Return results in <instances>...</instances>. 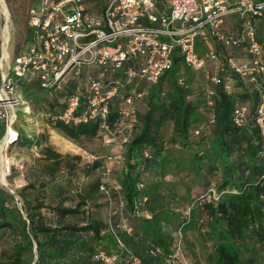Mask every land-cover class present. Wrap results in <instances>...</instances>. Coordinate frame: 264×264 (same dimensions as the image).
Returning <instances> with one entry per match:
<instances>
[{"label":"trees","instance_id":"16d2710c","mask_svg":"<svg viewBox=\"0 0 264 264\" xmlns=\"http://www.w3.org/2000/svg\"><path fill=\"white\" fill-rule=\"evenodd\" d=\"M257 26L264 44V18ZM213 48L219 72L210 73L218 84L189 69L179 55L156 84H141L145 96L137 105L117 179V165L109 161L116 153L105 146L98 121L74 128L45 120L81 148L98 143L105 153L93 155L90 163L61 155L45 136L29 139L13 125L17 136L12 145L41 148V158L27 171L29 182L19 192L0 187V264H97L100 252L118 255L119 264H125L118 241L145 264H169L179 230L190 253L186 257L197 263L204 257L207 264H264V139L255 121L258 94L229 68L230 60L246 59L244 51L215 41ZM83 78L69 81L59 93L27 81L17 90L34 115L59 114L71 95L85 103ZM124 107L119 102L111 106L113 126ZM238 107L248 108L246 128L233 121ZM5 135L0 121V143ZM108 170L109 196L101 191ZM182 183L188 186L185 196L176 187ZM213 187L218 199L202 201ZM180 200L188 202L189 219L173 210ZM153 249H159L156 256Z\"/></svg>","mask_w":264,"mask_h":264},{"label":"built area","instance_id":"2783aa9c","mask_svg":"<svg viewBox=\"0 0 264 264\" xmlns=\"http://www.w3.org/2000/svg\"><path fill=\"white\" fill-rule=\"evenodd\" d=\"M237 16L232 31L220 26L223 19ZM263 18L264 0H42L38 9L29 12L28 52L10 59L9 42L5 49L1 31L0 121L5 122L6 138L10 135L14 140L17 136L9 109L22 104L17 90L20 82H36L44 91L59 93L68 83L84 77V104L81 97L71 95L63 112H47L40 117L74 128L98 121L105 146L116 153L109 161L122 164L137 121V105L145 96L141 84H156L173 67L176 55L189 69L203 72L208 82L218 84L208 69L217 62L215 41L244 51L246 59L230 60L229 68L258 94L255 121L264 139V44L258 40L257 26ZM3 22L6 26L4 16ZM197 40L208 49L198 53ZM93 71L100 73L95 76ZM110 73L115 77L101 78ZM208 95H212L210 90ZM115 102L125 106L118 112L116 127L110 122ZM233 121L237 127L246 128L250 123L248 108H236ZM110 174L108 170L101 186L107 196ZM218 197L213 187L202 201ZM189 215L190 209L188 219ZM176 238L174 257L168 263L192 264L184 251L182 230ZM118 243L126 255L125 264H145ZM158 253L159 249L151 251L153 256ZM120 260L106 252L96 258L97 264H119Z\"/></svg>","mask_w":264,"mask_h":264},{"label":"rangeland","instance_id":"374dc122","mask_svg":"<svg viewBox=\"0 0 264 264\" xmlns=\"http://www.w3.org/2000/svg\"><path fill=\"white\" fill-rule=\"evenodd\" d=\"M41 2V0H0V35L1 31L7 28L10 59L18 56L22 51H25L26 49L29 50L31 48V37L29 36V11L40 7ZM2 3L6 5L9 12V21L4 13L1 12ZM2 16L6 18V26L5 22H3ZM236 23H238V16L223 19L220 22V26L228 29L230 25H234ZM207 49L208 47L205 46L202 41L197 40L196 50L198 53H202ZM214 63L215 62H212V65L209 66V70L212 73L218 74L219 65ZM18 97L20 98L22 104L15 110L9 109V116L12 120H14V124L16 123L15 129L25 133L29 139L37 141L38 138L40 139L42 136H45L48 140L47 144L53 147L56 152L61 155H70L74 157L79 156L82 158L83 163L92 162L93 155H104L105 152L100 148L98 143L88 145L86 148H81L68 140L59 130L54 129L39 115L33 114L31 109L32 107H29L30 104L24 102L21 90L18 92ZM13 131H15L14 128ZM11 141L14 140L11 139ZM12 143L8 145V147L7 145L4 147L3 153L5 157L4 163L5 172L7 174V187H4L1 183L0 187L11 194H16L29 182V180H27L26 173L28 170H31L35 161L41 158V148L28 150L27 148H22L20 145H12ZM7 162H9L8 165L6 164ZM122 168L123 165H117L115 168L114 175L116 179L121 176ZM176 187L179 195L185 196L184 193L188 187L187 184H177ZM187 208L188 202L180 200L177 205H174L173 210L174 212L176 211L175 213L185 216ZM186 249L187 248L184 247L185 254H190ZM188 257L192 264H207L204 257H202V261L198 263L195 262L190 255Z\"/></svg>","mask_w":264,"mask_h":264},{"label":"bare ground","instance_id":"6f19581e","mask_svg":"<svg viewBox=\"0 0 264 264\" xmlns=\"http://www.w3.org/2000/svg\"><path fill=\"white\" fill-rule=\"evenodd\" d=\"M1 12L4 13V15L7 17V20L9 21V12L7 10V7L4 3L1 4ZM3 39H4V46L6 49V45L9 42V38H8V30L7 28L3 30ZM6 55V50L4 53V56ZM13 141H11V137L10 135L4 139V141L0 144V183L4 186L7 187V183H6V170H5V157L3 155L4 153V147L7 145H10ZM10 147V146H9ZM9 162H7L6 164L8 165Z\"/></svg>","mask_w":264,"mask_h":264},{"label":"crops","instance_id":"0c3cea01","mask_svg":"<svg viewBox=\"0 0 264 264\" xmlns=\"http://www.w3.org/2000/svg\"><path fill=\"white\" fill-rule=\"evenodd\" d=\"M41 1H42V0H41ZM38 8H39V7H38ZM38 8H34V9H38ZM31 10H32V9H31ZM29 12H30V11H29ZM2 18H3V16H2ZM231 26H232V25H230L228 29L226 28V30L229 31V30L231 29ZM232 27H233V26H232ZM1 41H2V40H1V35H0V49H1ZM20 54H22V53H20ZM20 54H19V55H20Z\"/></svg>","mask_w":264,"mask_h":264},{"label":"water","instance_id":"95a60500","mask_svg":"<svg viewBox=\"0 0 264 264\" xmlns=\"http://www.w3.org/2000/svg\"><path fill=\"white\" fill-rule=\"evenodd\" d=\"M6 138V135H5V137L3 138V139H5ZM3 141V140H2Z\"/></svg>","mask_w":264,"mask_h":264}]
</instances>
